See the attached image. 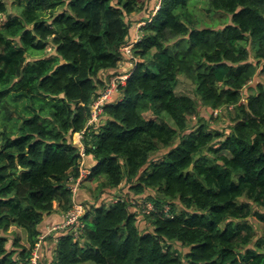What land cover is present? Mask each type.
I'll return each mask as SVG.
<instances>
[{
    "label": "trees",
    "instance_id": "16d2710c",
    "mask_svg": "<svg viewBox=\"0 0 264 264\" xmlns=\"http://www.w3.org/2000/svg\"><path fill=\"white\" fill-rule=\"evenodd\" d=\"M199 1L26 0L12 15L0 0V264H27L39 234V264L45 239L49 264H264V0ZM136 32L135 66L87 123ZM229 106V126L210 127L202 110ZM80 130L94 196L69 187ZM73 197L79 237L49 232Z\"/></svg>",
    "mask_w": 264,
    "mask_h": 264
},
{
    "label": "built area",
    "instance_id": "2783aa9c",
    "mask_svg": "<svg viewBox=\"0 0 264 264\" xmlns=\"http://www.w3.org/2000/svg\"><path fill=\"white\" fill-rule=\"evenodd\" d=\"M1 18V17H0ZM143 22H138L136 23L137 27L142 25ZM138 28L137 31H138ZM140 40V33L136 32L134 38L129 42L124 44L123 46L120 47V51H122L124 58L119 62V67L122 66L125 61V59H128V66L130 65V68H127V66L116 72L113 73L106 85L98 92V94L95 96V98L92 100L90 103V118L88 119L87 123H92L95 122L97 117L100 115V113L103 110V106L109 102L112 98V95L114 92L118 90L119 86H122L125 84V81L127 77L129 76L131 70L135 66L136 62V57L132 53V48L135 44L136 41ZM115 72V71H114ZM214 112L216 110H213ZM75 136L78 138V141L73 140ZM82 136H83V131H77L74 133V136L72 137L73 143L77 145V151L79 154V174L76 178L73 179L72 176H69V181L71 182L70 190L72 192V195L75 196L79 185L86 180L87 175L89 174V170L83 165L84 164V158L86 156L85 153V146L82 143ZM83 204L79 203L76 201V199L73 197L72 200V205L71 207L65 211L62 214V218L60 219L59 222L52 224L49 228L48 231H55L58 232L59 229H65L67 228L71 234H73L76 238L79 237L80 231L83 228L84 224L81 220V217L83 216ZM153 209V205L148 202L147 204L142 205L141 212L142 213H148L150 210ZM163 212L167 214L168 212V206L164 205L163 206ZM45 234L40 235V239H43ZM39 241V240H38ZM35 243V246L32 248V252L30 255V258L28 259L27 264H39V259H40V254H39V243ZM42 242V240H41Z\"/></svg>",
    "mask_w": 264,
    "mask_h": 264
},
{
    "label": "rangeland",
    "instance_id": "374dc122",
    "mask_svg": "<svg viewBox=\"0 0 264 264\" xmlns=\"http://www.w3.org/2000/svg\"><path fill=\"white\" fill-rule=\"evenodd\" d=\"M3 1L7 5L6 7H7L8 13L12 14V15L18 13L23 8V6L26 4V0H3ZM202 1H206V0H200L199 2H202ZM150 2H151L150 8L153 9L154 5L156 4V0H149V3ZM195 2H196V0H190L189 5L192 7V4L195 3ZM144 14L147 15L148 13H144ZM197 14L200 15L199 13H197ZM200 16H204L203 17V22L204 21L211 22V20H212V18L209 15H207V14L206 15L205 14L204 15H200ZM207 17H210V18H207ZM137 18H140V17H137ZM215 18H217V17H215ZM222 21L223 20L219 21L218 23L220 24ZM136 23H138V22H133L132 25H131V29L133 31L136 28H138ZM142 25H143V23H142ZM127 65H128V62H126L125 65L120 66L117 70L115 69L114 71L118 72V71L124 69ZM258 77L264 82V73L259 74ZM174 88L179 94H185V95H188V96H191V97H193V95H194V88H195L194 85L191 83L190 80H188L183 75H179L177 77V81L175 82ZM246 91L250 92V89L248 88ZM202 114H203V116H206V119H207L208 124L210 125V127L218 128V129L223 130V129H225V128H227L229 126V123H230L229 118L234 115V110H233V107L229 106L227 110L222 108L220 110L219 109L216 110L215 112L214 111H210V110L204 112L202 110ZM101 121L103 122V117L100 119L99 124H100ZM0 130H1V128H0ZM73 136H74V134L72 135V137ZM73 140L78 141V138L75 136V138ZM74 144H75V142H74ZM165 150L166 149H160V152L158 154H161V152L164 153ZM224 153L227 154L226 152H224ZM89 174H90V172H89ZM89 174L87 175V177L89 176ZM87 177H86V179H87ZM85 183H88V184L85 185ZM85 186H87L86 188L88 189L89 193H91V192L94 193L95 190L98 188L96 182L94 180H92L90 177H89V180L84 182L83 187H85ZM93 193H91L92 196H94ZM150 193L152 195L155 194L153 192H150ZM95 196H97V192L95 193ZM142 198L143 197H141V195H136V199H134V201H138V200L142 201ZM148 202L149 201H146L145 203L141 202L140 204H147ZM54 204H55V202H54ZM83 207H84L83 208V212H85V206H83ZM174 207L175 208H180V205L176 204V205H174ZM138 219L143 220L142 213L139 214ZM248 221L253 225L255 231H258V229L260 231L262 230L263 225L258 223L254 217L248 218ZM145 225H147L146 222H145ZM7 233H8L7 237L10 238L9 240L13 241L12 239L16 238L17 241H19L21 244L27 245V235H26L25 231L21 227H18L14 223H11L10 227L7 230ZM38 238H39L38 243H39V246H40L41 245V240H42V239H40V234L38 235ZM43 243H45V245L46 244H50L51 240L45 239L43 241ZM53 247H54V245L51 246V253L50 254H52V255L54 254L53 253L54 251H52ZM179 247H181V246H179ZM263 248H264V246H263ZM47 249H48L47 247H45V246L43 247L44 252H46ZM43 255H44V253L42 254V257H44L42 263L43 264H49L52 261L53 256H50V255L43 256ZM78 264H82V263H78Z\"/></svg>",
    "mask_w": 264,
    "mask_h": 264
},
{
    "label": "crops",
    "instance_id": "0c3cea01",
    "mask_svg": "<svg viewBox=\"0 0 264 264\" xmlns=\"http://www.w3.org/2000/svg\"><path fill=\"white\" fill-rule=\"evenodd\" d=\"M125 64H126V62L123 63V65H125ZM118 68H119V66L117 67V69H118ZM117 69H116V70H117ZM113 97L115 98L116 95H114ZM111 100H112V98H111ZM205 110H206V109H203L204 112H205ZM208 110H209V109H207L206 111H208ZM86 156H87V155H86ZM86 156H85V158H86ZM85 158H84V161H85ZM89 159H92V158H91V157H89L88 159L86 158L87 163H88V160H89ZM85 166H86V165H85ZM86 168L89 170V167H88V166H86ZM84 182H86V180H84L81 184L84 185ZM86 184H88V183H85V185H86ZM86 187H87V186H86ZM84 188H85V187H83L82 191L86 189V188H85V189H84ZM83 196H84L85 198H87V197H88V193H84ZM83 196H82V197H83ZM77 202H78V201H77ZM53 206H54V210H55V209L57 210V203H55ZM62 214H63L62 212H58V213H56V214L50 216L49 219L45 221V223H46V227H49V225L53 224V223H52L53 221H55V223H56L57 221H59V220L62 218ZM51 246H52V243H50V244H46V247H47L48 249H47L46 252H44V256H45V255H50V256H52V254H50V253H51ZM49 250H50V251H49Z\"/></svg>",
    "mask_w": 264,
    "mask_h": 264
},
{
    "label": "clouds",
    "instance_id": "9594fccd",
    "mask_svg": "<svg viewBox=\"0 0 264 264\" xmlns=\"http://www.w3.org/2000/svg\"><path fill=\"white\" fill-rule=\"evenodd\" d=\"M210 111H213V110H210ZM42 235H43V234H42ZM43 239H44V238H43ZM43 239H42V240H43Z\"/></svg>",
    "mask_w": 264,
    "mask_h": 264
}]
</instances>
